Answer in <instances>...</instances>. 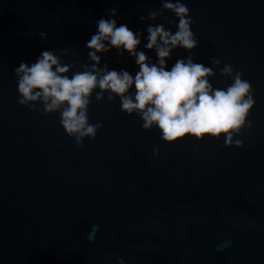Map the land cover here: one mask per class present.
<instances>
[{
	"label": "water",
	"instance_id": "95a60500",
	"mask_svg": "<svg viewBox=\"0 0 264 264\" xmlns=\"http://www.w3.org/2000/svg\"><path fill=\"white\" fill-rule=\"evenodd\" d=\"M185 2L197 61L221 58L255 88L242 148L190 136L165 142L118 98L94 95L90 120L103 127L78 147L57 113L18 103L14 68L44 48L74 47L86 60L96 19L112 7L146 37L139 17L161 0H0V264H118L120 256L127 264H264V0ZM186 55L176 49L169 66ZM103 60L137 70L115 50ZM212 82L231 83L219 70Z\"/></svg>",
	"mask_w": 264,
	"mask_h": 264
},
{
	"label": "clouds",
	"instance_id": "9594fccd",
	"mask_svg": "<svg viewBox=\"0 0 264 264\" xmlns=\"http://www.w3.org/2000/svg\"><path fill=\"white\" fill-rule=\"evenodd\" d=\"M118 17V9L112 7L96 19L95 31L84 45L86 60L76 58V48L64 47L44 48L34 61H20L14 68L18 103L43 115L57 113L78 147H83L86 138L94 140L103 127L102 121L90 120L93 95L96 100L118 98L121 111L139 116L146 131L158 128L165 142L190 136L223 139L225 147H244L243 136L250 134L255 123L250 118L257 102L255 88L243 70L221 58L209 57L210 64L197 61L194 50L200 38L185 0H161L160 8L141 14L140 20L147 24L146 37L144 28L133 29ZM158 20L163 22L149 23ZM169 24L176 26L175 31ZM39 36L47 39L48 33L41 30ZM178 48L187 55L169 66ZM113 50L121 58L127 55L134 60L135 73L126 67H110L103 60ZM217 70L231 83L215 86ZM153 155H159L158 146ZM99 227L92 225L90 240ZM117 261L127 264L122 256Z\"/></svg>",
	"mask_w": 264,
	"mask_h": 264
}]
</instances>
